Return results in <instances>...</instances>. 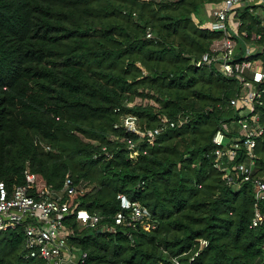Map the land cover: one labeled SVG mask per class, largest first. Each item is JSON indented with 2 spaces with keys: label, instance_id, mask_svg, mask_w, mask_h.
I'll return each mask as SVG.
<instances>
[{
  "label": "trees",
  "instance_id": "1",
  "mask_svg": "<svg viewBox=\"0 0 264 264\" xmlns=\"http://www.w3.org/2000/svg\"><path fill=\"white\" fill-rule=\"evenodd\" d=\"M221 1L0 0V182L12 192L29 169L34 194L62 192L69 174L85 184L63 194L72 209L112 223L123 194L156 225L112 234L66 220L83 264H264L253 185L236 189L214 166V136L234 119L240 84L193 63L224 37L202 26L207 5ZM258 9L238 10L247 36L234 39L236 60L264 73ZM247 44L256 47L250 56ZM260 112L264 128V103ZM128 115L144 130L167 127L140 138L115 128ZM129 140L140 149L135 163ZM256 154L254 175L264 179V134ZM24 243L22 229L0 233V264H48L25 259Z\"/></svg>",
  "mask_w": 264,
  "mask_h": 264
},
{
  "label": "built area",
  "instance_id": "2",
  "mask_svg": "<svg viewBox=\"0 0 264 264\" xmlns=\"http://www.w3.org/2000/svg\"><path fill=\"white\" fill-rule=\"evenodd\" d=\"M256 5L264 6V0H222L219 3H209L206 10L214 19L209 29L222 32L224 37L216 40L208 53L193 62L197 68L215 66L222 75L236 79L240 84V90L230 100L236 115L229 125L223 124L214 136L213 141L217 147L214 166L225 173L227 184L236 189L243 183L253 185L256 201L253 227L264 222V214L258 207V204L264 202V179L254 175L256 147L264 134L260 112L264 103V73L251 60H236L238 44L234 38L247 36L246 32L239 29L241 23L237 20L238 10ZM147 37L153 36L148 32ZM260 38L261 35H257L256 39ZM246 51L250 56L256 52V47L247 44ZM170 125L174 126L173 123ZM166 127L167 125L144 130L132 115L123 117L115 125V128H123L127 133L140 138L159 136ZM228 133L236 135L228 136ZM128 145L129 159L135 163L140 149L132 140L128 141ZM103 151L110 157L106 147H103ZM241 158L246 161L236 160ZM35 185L36 175L29 169L25 172V183L12 192L5 183L0 182V233L22 229L25 238L24 258L27 260L42 258L48 264H83L87 253L71 247L68 242L74 231L66 225V220L72 217L81 227L100 229L112 234H116L120 227L135 228L139 224L146 229L156 228L145 208L123 194L118 195L120 210L114 215L112 223L101 225V215L85 209H72L63 194L74 195L78 191L83 193L85 184H76L69 174L62 192L46 187L34 194ZM201 244L207 245L206 241H201Z\"/></svg>",
  "mask_w": 264,
  "mask_h": 264
},
{
  "label": "rangeland",
  "instance_id": "3",
  "mask_svg": "<svg viewBox=\"0 0 264 264\" xmlns=\"http://www.w3.org/2000/svg\"><path fill=\"white\" fill-rule=\"evenodd\" d=\"M204 19L209 18L210 20H204L203 27L204 28H211V24L214 23V19L208 14L207 10H204ZM195 21H198V19H195ZM237 126V125H236ZM238 127V126H237Z\"/></svg>",
  "mask_w": 264,
  "mask_h": 264
},
{
  "label": "crops",
  "instance_id": "4",
  "mask_svg": "<svg viewBox=\"0 0 264 264\" xmlns=\"http://www.w3.org/2000/svg\"><path fill=\"white\" fill-rule=\"evenodd\" d=\"M257 2V1H255ZM257 4V3H256ZM257 7H260V9L257 10L258 15H260L261 18H264V10L261 8L263 5H256ZM264 7V6H263ZM209 14V13H208ZM205 20H210L209 18H206Z\"/></svg>",
  "mask_w": 264,
  "mask_h": 264
}]
</instances>
